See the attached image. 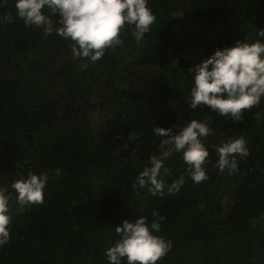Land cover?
Returning a JSON list of instances; mask_svg holds the SVG:
<instances>
[{"label":"trees","instance_id":"16d2710c","mask_svg":"<svg viewBox=\"0 0 264 264\" xmlns=\"http://www.w3.org/2000/svg\"><path fill=\"white\" fill-rule=\"evenodd\" d=\"M148 7L156 22L143 40L126 26L123 46L95 63L74 59L72 42L56 32L26 27L15 0L0 7V18L13 17L0 22V188L11 217L0 264H109L115 227L142 216L150 224L153 211L165 217L155 235L172 243L157 264H264V97L240 122L188 103L190 69L238 40L264 43V0H148ZM192 119L213 132L202 138L208 179L193 182L182 153H173L159 178L171 184L184 175L178 191L133 189L159 154L153 129L178 130ZM133 131L142 135L129 139ZM239 138L250 155L237 157L238 171L221 173L216 147ZM29 171L49 179L43 204L22 207L11 185Z\"/></svg>","mask_w":264,"mask_h":264},{"label":"clouds","instance_id":"9594fccd","mask_svg":"<svg viewBox=\"0 0 264 264\" xmlns=\"http://www.w3.org/2000/svg\"><path fill=\"white\" fill-rule=\"evenodd\" d=\"M7 0L0 3L4 7ZM47 8L48 12H45ZM15 11L26 27L43 28L46 35L56 32L66 40H70L74 59H88L92 63L99 61L108 49L121 47L124 41L121 31L131 28V34L139 43L151 26L156 16L148 7V0H15ZM58 14L55 21L53 17ZM2 23L13 22L11 15L0 18ZM58 25V26H57ZM258 35L264 37V30ZM87 64L82 67L87 68ZM211 66V67H210ZM194 86L191 88L189 107H208L221 116H229L233 121L243 120L245 110H251L264 97V43L257 40L248 43L238 40L234 46L217 48L212 56L197 64ZM260 114L257 113L259 119ZM155 136L161 138L158 155L150 156V167H145L136 177L133 189L148 188L152 196L174 194L185 183L184 175L166 184L160 177L161 169L165 174L164 161L173 153H182L187 165V172L193 182L199 184L206 179L204 165L209 151L202 142L213 134L207 121L190 120L186 126L178 130L156 126ZM141 133L133 131L129 139L136 140ZM120 139V137H117ZM129 145L125 143L124 149ZM218 160L214 165L221 173L226 170L231 174L238 171L237 157L246 159L250 151L243 138L223 142L216 147ZM131 155L135 157L133 150ZM56 169V174H60ZM47 173L37 175L32 171L27 178L16 180L11 188L17 193V201L23 207L28 204H43L44 188L48 182ZM6 188H0V248L10 242L9 197ZM149 224L145 217L134 222L124 220L121 226L115 227L119 236L114 246L106 251L109 264H157L172 247L171 241L155 235L161 231V222L165 217L158 211L152 212Z\"/></svg>","mask_w":264,"mask_h":264}]
</instances>
